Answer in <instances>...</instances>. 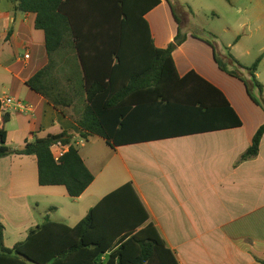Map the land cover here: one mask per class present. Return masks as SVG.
Returning a JSON list of instances; mask_svg holds the SVG:
<instances>
[{
	"label": "crops",
	"instance_id": "crops-1",
	"mask_svg": "<svg viewBox=\"0 0 264 264\" xmlns=\"http://www.w3.org/2000/svg\"><path fill=\"white\" fill-rule=\"evenodd\" d=\"M228 1L226 19H234L224 23L223 31L233 41L213 43V48L205 37L186 36L173 58L181 77L195 72L219 89L242 127L116 149L92 137L101 139L111 157L102 167L97 153L79 150L95 181L76 199L64 186L39 184L36 158L0 159V221L7 248L24 241L48 220L76 226L105 196L131 182L149 222L180 264L264 261V136L259 155L240 162L264 124V106L257 105L244 83L221 71L216 62V56L224 58L228 48L245 67L263 56L256 76L264 86V0ZM170 3L161 0L146 16L155 45L161 49L174 41L182 25ZM243 27L248 32L239 37ZM47 63L46 38L36 28V14L21 13L12 0H0V98L12 97L32 107L6 114L7 145L13 149L48 133L69 131L78 137L80 132L77 124L27 84ZM253 91L264 104V94L257 88ZM75 142L78 146L77 138ZM56 199L66 206L65 215L57 220L52 219L58 212L52 205Z\"/></svg>",
	"mask_w": 264,
	"mask_h": 264
},
{
	"label": "trees",
	"instance_id": "trees-1",
	"mask_svg": "<svg viewBox=\"0 0 264 264\" xmlns=\"http://www.w3.org/2000/svg\"><path fill=\"white\" fill-rule=\"evenodd\" d=\"M12 1L19 12L36 14V28L46 38L48 63L28 86L77 124L83 139L99 137L116 149L242 127L219 89L195 72L179 75L173 53L186 39L181 29L166 48L156 47L146 16L161 0ZM262 59L245 67L229 48L224 58L216 56L220 70L243 82L263 107L253 91L264 94L256 76ZM8 122L0 111V159L36 158L39 184L64 186L73 199L94 183L77 135L48 133L13 149L7 145ZM263 136L264 124L240 162L259 155ZM57 142L70 145L59 164L52 154ZM149 220L130 182L105 196L76 226L48 220L12 249L0 221V264H180Z\"/></svg>",
	"mask_w": 264,
	"mask_h": 264
},
{
	"label": "rangeland",
	"instance_id": "rangeland-1",
	"mask_svg": "<svg viewBox=\"0 0 264 264\" xmlns=\"http://www.w3.org/2000/svg\"><path fill=\"white\" fill-rule=\"evenodd\" d=\"M172 3V7L174 9V13L178 21L181 25V36L185 38L186 36L193 37H205L207 43H218L219 45L223 43H229L230 38L224 33V23L227 21H231V16L225 14V10L229 9V1L228 0H170ZM236 3L242 0H232ZM189 15V17L186 15ZM173 19V18H172ZM174 22V20H173ZM175 23V22H174ZM191 24H194L192 26ZM211 31L212 33H210ZM247 27H243L238 31L239 37H242L244 33L246 34ZM178 35V34H177ZM176 35V37H177ZM175 37V39H176ZM174 39V40H175ZM200 39V38H198ZM174 42V41H173ZM215 45V44H214ZM227 46H225V49ZM176 51V50H175ZM174 51V52H175ZM258 99L261 101L260 97ZM262 102V101H261ZM72 114V111H70ZM78 149L79 150H90L97 153L99 156L100 165L103 167V163L105 165L108 163L110 159V154L107 150H105V145L102 141L97 139H88L85 140L80 135H78ZM54 204L56 205L58 212L52 214V219H60V217L65 215L66 206L64 205V201L61 199L55 200ZM57 217V218H55ZM76 222H70L71 225H74Z\"/></svg>",
	"mask_w": 264,
	"mask_h": 264
},
{
	"label": "built area",
	"instance_id": "built-area-1",
	"mask_svg": "<svg viewBox=\"0 0 264 264\" xmlns=\"http://www.w3.org/2000/svg\"><path fill=\"white\" fill-rule=\"evenodd\" d=\"M26 58H30V55H27ZM10 110L26 112L31 111L32 107L25 104L20 100H15L12 97H2L0 98V111L1 114L6 115ZM70 145H64L61 142H57L52 147V154L55 161L59 164L65 154L69 151Z\"/></svg>",
	"mask_w": 264,
	"mask_h": 264
}]
</instances>
